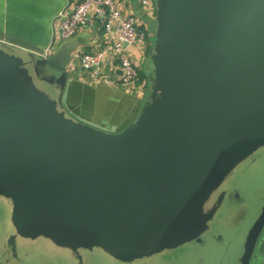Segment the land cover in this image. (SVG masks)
<instances>
[{
	"label": "water",
	"instance_id": "obj_1",
	"mask_svg": "<svg viewBox=\"0 0 264 264\" xmlns=\"http://www.w3.org/2000/svg\"><path fill=\"white\" fill-rule=\"evenodd\" d=\"M155 26L150 100L120 131L74 113L63 72L58 84L46 74L63 68L70 43L54 53L0 31V198L11 240L44 235L80 261L101 252L131 264L206 245L219 230L218 241L233 236L226 205L247 182L224 186L264 148V0H156ZM253 207L244 198L233 209ZM263 229L264 203L238 264L259 257Z\"/></svg>",
	"mask_w": 264,
	"mask_h": 264
},
{
	"label": "crops",
	"instance_id": "obj_2",
	"mask_svg": "<svg viewBox=\"0 0 264 264\" xmlns=\"http://www.w3.org/2000/svg\"><path fill=\"white\" fill-rule=\"evenodd\" d=\"M78 1L80 0H0V31L28 41L44 50H50L49 47L52 45L50 51L54 53L63 43H70L69 58L63 68L60 70L49 68L50 72L46 74L54 75L52 84H56L55 80L63 72L67 88V104L74 113L107 129L120 131L137 120L150 100L152 56L157 43L155 35L156 1L155 4L152 1L151 6L145 8L139 4L138 0H117L123 13L135 15L139 27L146 32L144 45L128 47V54L139 64L140 73L143 64L146 66L144 77L141 73V80L143 81L144 78L145 81L143 88L132 90L122 88L117 84L120 72L110 58L106 59L101 76L97 78L80 66L79 60L82 55L106 49L116 37L115 33H107L103 30L92 14L73 37L68 40L60 39L58 14L60 11L71 8ZM14 49L18 52L22 50L18 47ZM46 86L51 91L55 90L51 85ZM254 197L256 200L251 198L246 191L235 195L232 198L234 206L245 198L254 207L244 215L241 209H233L234 206L229 207L227 203L226 209L230 211L225 215L222 223L230 229L233 236L228 242L224 237L218 241L216 237L220 234L221 230H219L215 237L216 240L209 239L206 245L193 246L190 250L194 251L195 256L189 257L186 263L218 264L219 261L211 262L207 254V256L201 255L200 253L203 252L201 249L216 248L221 242L222 247L226 242L221 256L223 264H238V258L243 252L245 236L264 203V191L256 187ZM223 210L225 209L221 212ZM222 215L224 214H219V216ZM255 254L259 257L252 258L249 264H264V229L256 243Z\"/></svg>",
	"mask_w": 264,
	"mask_h": 264
},
{
	"label": "built area",
	"instance_id": "obj_3",
	"mask_svg": "<svg viewBox=\"0 0 264 264\" xmlns=\"http://www.w3.org/2000/svg\"><path fill=\"white\" fill-rule=\"evenodd\" d=\"M138 1L141 6L149 8L153 0ZM90 14L103 30L115 33L116 37L106 49L82 55L80 66L97 78L101 76L106 59L110 58L120 72L117 80L120 87L132 90L144 86L139 64L128 54V47L144 45L146 32L139 27L135 15L123 13L117 0H80L71 8L60 11V39L68 40L73 37L89 20Z\"/></svg>",
	"mask_w": 264,
	"mask_h": 264
},
{
	"label": "rangeland",
	"instance_id": "obj_4",
	"mask_svg": "<svg viewBox=\"0 0 264 264\" xmlns=\"http://www.w3.org/2000/svg\"><path fill=\"white\" fill-rule=\"evenodd\" d=\"M156 0H153V4H155ZM154 40V38H152ZM145 67L144 64L141 68V73H143V77L146 74L145 72ZM142 81V80H141ZM143 82L145 84L144 78ZM40 88H42L45 91H49V88L44 85L40 84ZM139 88H143L139 87ZM238 181H245L247 183H244L243 188H240V191L244 193V191L248 192L254 200V190L257 187V189H260V191H264V148L258 149L255 151L247 160L239 164L235 170L231 173L229 178L227 179V183L225 184V188H230L231 185H235L238 183ZM238 187V186H236ZM9 205L8 203L0 198V233L2 234L4 228L10 229V219H11V213L8 210ZM218 215L215 217L213 224L216 222ZM214 232V233H213ZM217 232L215 229L210 230L209 232L205 233L202 236V239L206 238L207 235L212 236L213 234H216ZM216 236V235H213ZM46 237V236H45ZM50 239V238H49ZM52 240V239H50ZM50 240L42 237H31L30 240H23L28 245H32V243L38 242L40 247H39V253H45L48 249H51L52 246H55ZM228 242V239H226ZM3 240H0V249H2V242ZM44 244H40V243ZM54 243H57L53 241ZM221 247V243L217 244L216 248L214 247H208V249L203 248L201 249L203 252L200 253L201 255L209 256L210 261L217 263L218 264H223V258L221 257L224 249H225V244ZM16 243H19V240L16 241ZM34 243V244H35ZM59 245V244H58ZM196 243H187L184 245H181L179 247L169 249L166 251H161L159 254L155 255V258H144L143 260H140L137 264H187L186 260L189 257H194L195 254L193 255L192 250H190L193 246H196ZM199 254V255H200ZM207 254V255H206ZM123 264V263H119ZM132 264V263H131Z\"/></svg>",
	"mask_w": 264,
	"mask_h": 264
},
{
	"label": "flooded vegetation",
	"instance_id": "obj_5",
	"mask_svg": "<svg viewBox=\"0 0 264 264\" xmlns=\"http://www.w3.org/2000/svg\"><path fill=\"white\" fill-rule=\"evenodd\" d=\"M231 196L234 197L235 194H232ZM40 237L50 240L44 235ZM21 239H19V243H16L18 240L13 241L10 239L9 229H3L2 234L0 233V240H3L2 249H0V264H80V262L82 264H112V257L105 253L91 252L83 255L80 261L78 257L70 255V252L66 247L54 243V240L50 241L55 246H52L51 249H48L45 253H39L40 245L38 242L28 245L23 242V240L29 239ZM40 244L44 243L42 242ZM145 258H155V255L153 254ZM143 259L144 258L140 260ZM140 260L132 262V264H137Z\"/></svg>",
	"mask_w": 264,
	"mask_h": 264
}]
</instances>
